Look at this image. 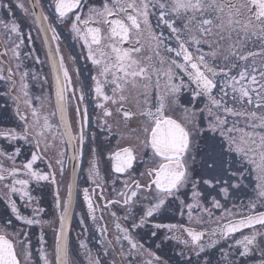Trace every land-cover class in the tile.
<instances>
[{"label": "snow or ice", "instance_id": "1", "mask_svg": "<svg viewBox=\"0 0 264 264\" xmlns=\"http://www.w3.org/2000/svg\"><path fill=\"white\" fill-rule=\"evenodd\" d=\"M0 100V264H264V0H0Z\"/></svg>", "mask_w": 264, "mask_h": 264}, {"label": "flooded vegetation", "instance_id": "2", "mask_svg": "<svg viewBox=\"0 0 264 264\" xmlns=\"http://www.w3.org/2000/svg\"><path fill=\"white\" fill-rule=\"evenodd\" d=\"M16 15L17 16H20L21 13L19 12V10L16 11ZM25 31H27V28L25 27L24 29ZM62 40H63V44H62V48L65 52V54L69 53V52H73L74 54H78L79 53V48H75L73 49L72 48V41H71V38L68 36L67 32H63L62 33ZM36 47L39 49L41 46L39 44V42L37 41V44H36ZM84 65V61L83 60H80L78 62V66H83ZM38 69H39V65L36 66ZM45 71H47V69H45ZM85 75H87V73H84ZM4 103L3 100H0V106H2ZM10 104V102H9ZM11 112V107H9V113ZM14 123L13 120L11 119H8V118H0V127H9V126H12V124ZM104 167H106V165L104 163L101 164V168L103 169ZM85 175L86 173H81L80 174V177H79V184H80V187H84V186H87L83 183L84 181V178H85ZM38 195H43V205L46 209H49L51 208V202H52V197H51V192L49 189H44L42 193H37ZM80 199L82 200V196L80 197ZM4 207V205L2 203H0V210H2ZM77 212H79V208H77ZM78 215L77 216H74L73 217V220H72V226H73V237L75 236V231L78 230L77 229V221H78ZM177 220H179V217H177ZM175 222V221H174ZM48 231V234L46 236V239L49 241V243H51V231L50 230H47ZM39 232H40V229L37 227V228H34L32 231H31V240H32V244H33V251H37V249L39 248V245L37 243V240H38V236H39ZM169 255H171V251H170V246H166V249H165Z\"/></svg>", "mask_w": 264, "mask_h": 264}]
</instances>
